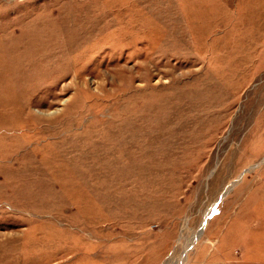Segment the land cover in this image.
<instances>
[{
  "label": "rangeland",
  "instance_id": "rangeland-1",
  "mask_svg": "<svg viewBox=\"0 0 264 264\" xmlns=\"http://www.w3.org/2000/svg\"><path fill=\"white\" fill-rule=\"evenodd\" d=\"M0 264H264V0H0Z\"/></svg>",
  "mask_w": 264,
  "mask_h": 264
}]
</instances>
